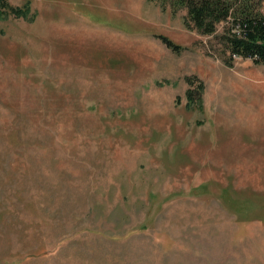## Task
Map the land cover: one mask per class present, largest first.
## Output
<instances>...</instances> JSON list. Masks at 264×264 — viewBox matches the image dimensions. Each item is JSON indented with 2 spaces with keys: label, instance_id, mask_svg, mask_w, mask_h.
Wrapping results in <instances>:
<instances>
[{
  "label": "rangeland",
  "instance_id": "rangeland-1",
  "mask_svg": "<svg viewBox=\"0 0 264 264\" xmlns=\"http://www.w3.org/2000/svg\"><path fill=\"white\" fill-rule=\"evenodd\" d=\"M7 1L0 264H264V65L148 0Z\"/></svg>",
  "mask_w": 264,
  "mask_h": 264
},
{
  "label": "trees",
  "instance_id": "trees-1",
  "mask_svg": "<svg viewBox=\"0 0 264 264\" xmlns=\"http://www.w3.org/2000/svg\"><path fill=\"white\" fill-rule=\"evenodd\" d=\"M156 3L163 11L168 8L176 14L186 10L184 25L200 35L214 37L223 47L225 65L231 67L237 58L250 59L256 65H264V0H148ZM32 14L31 2L15 7L7 0H0V19L8 17L29 19ZM224 25L218 35L219 26ZM175 53L182 47L167 37H158ZM216 50V51H215ZM219 50L214 49V52ZM187 108L193 110L202 105L204 84L197 77H189Z\"/></svg>",
  "mask_w": 264,
  "mask_h": 264
},
{
  "label": "crops",
  "instance_id": "crops-1",
  "mask_svg": "<svg viewBox=\"0 0 264 264\" xmlns=\"http://www.w3.org/2000/svg\"><path fill=\"white\" fill-rule=\"evenodd\" d=\"M33 1V3H34V8H35V10H36V3L38 4V5H40V7L42 8V9H44V8H47V9H49L50 8V6H51V9H50V11L51 12H53V11H55L56 9H54V6L51 4V1L52 0H32Z\"/></svg>",
  "mask_w": 264,
  "mask_h": 264
}]
</instances>
